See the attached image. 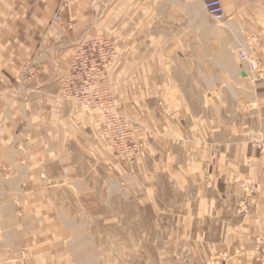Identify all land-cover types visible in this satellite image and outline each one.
Masks as SVG:
<instances>
[{"label": "rangeland", "instance_id": "obj_1", "mask_svg": "<svg viewBox=\"0 0 264 264\" xmlns=\"http://www.w3.org/2000/svg\"><path fill=\"white\" fill-rule=\"evenodd\" d=\"M59 1L45 29L20 34L19 65L1 70L2 112L19 107L20 114L15 115L18 162L13 167L2 162L0 170L6 172L3 179L21 169L26 178L20 176L16 189L7 184L9 195H2L0 205L3 210L15 205V221L29 215L24 191L35 181L28 184L30 169L31 175L41 172L36 180L48 191L34 197L35 208L41 202L35 224L10 228L21 232L12 248L25 247L24 261L18 259L20 249L14 256L2 247L1 257L8 256L4 264H27L31 243L22 239L28 235L33 241L46 239L48 264H264V253L255 252L256 241L264 240L258 237L264 235V221L257 230L250 221L257 195L240 188V181L256 182L240 175L238 160L241 151L255 150L249 141L260 131L264 112L258 117L250 111L264 106V74L252 76L243 69L249 80L241 85L252 95H239V108L227 89L241 85L210 80L211 73L227 78L224 66L211 65L210 59L220 51L222 28L233 20L226 15L217 24L202 10L201 16L198 0L172 5L168 0L169 18L158 24L180 27L172 44L170 35L156 41L155 35L141 32L146 26L141 29L137 4L130 6L135 15L126 32L122 0L107 22L94 15L101 18L117 0L106 5L81 0L58 22ZM78 8L85 16L77 28L84 29L83 35L73 33V21L64 17ZM239 31L245 35H239V47L255 39V55L262 58L264 0H239ZM236 50H230V58L237 68ZM224 89L227 113L222 117L239 125L240 145L229 140L228 146H217L205 138L210 128L204 118L220 117L219 106L206 97L212 91L220 101ZM39 117L46 131L28 127L32 120L40 128ZM45 148H50L46 167L42 156L33 159ZM248 161L245 166L252 170ZM3 232L6 237L5 227ZM2 241L9 239L0 236ZM82 254L83 263L78 260Z\"/></svg>", "mask_w": 264, "mask_h": 264}, {"label": "crops", "instance_id": "obj_2", "mask_svg": "<svg viewBox=\"0 0 264 264\" xmlns=\"http://www.w3.org/2000/svg\"><path fill=\"white\" fill-rule=\"evenodd\" d=\"M56 1L57 0H0V94H2V89L4 86V75L1 72L2 68L5 65L8 66H18L20 61H19V54H20V49H21V44H20V34L21 33H35L34 30L36 29L39 33L41 32V29H45L48 23L51 20V17L55 11V6H56ZM103 2V5L109 4L110 1L112 0H101ZM171 5L174 4V0H170ZM200 3V0H198ZM123 3V13L126 21L124 22L125 24H128V19H131L132 16H134V11L130 9V6L134 7V5H138L139 9V20H140V25L141 29L146 26V29L142 30V33L145 34H153L156 36V41H158V36L159 35H170L171 37V42L172 44L176 42V39H178L179 33H180V27L178 25H171L170 28L166 27L163 28L162 26H159L158 21L163 22L164 18L168 19L169 18V13H168V0H122ZM177 3V0H176ZM201 5V3H200ZM225 6V15H227L228 19L233 20L231 23H227L226 26L222 28V32H224V38H222L221 42V48L220 51H218V55L214 56L212 59H210L211 65H220L221 67L224 66V72L227 76V78L221 77L219 73H215L210 75V80L215 79L216 81H219L220 83H223L227 80H232L233 82H236L235 84L241 85V83L248 81L249 78H244L242 76L243 69L246 68L240 67L238 64V75H239V80L237 81V68L235 66V59L233 60L230 58L231 49H237L239 47V35L243 34L242 32L239 31V0H227L224 3ZM121 5H119L118 0L117 3L114 5V7L111 10V7L107 9L105 12L104 16L100 18V16L94 15V17L98 19H101L102 22H107V18L109 14L113 10H119ZM202 7V5H201ZM167 8V12H165V9ZM201 10L199 6L197 7V11L200 13L202 16ZM204 15H206L205 11L203 10ZM190 15V14H189ZM187 15V17L190 19V16ZM203 15V16H204ZM207 16V15H206ZM64 17L66 19H69L73 21V33H76V35L80 34L83 35L85 33L84 29L77 28L80 26V22L82 19H84L85 16H83V12L80 11V9H73V10H68L65 14ZM171 19L174 18L172 15L170 17ZM95 19V18H94ZM30 27L32 28L31 30H26V29H21V27ZM126 26V25H125ZM129 27V31L126 30V32H130V23L127 25ZM149 27V28H148ZM114 31V30H113ZM208 31V30H207ZM209 32V31H208ZM217 32H210L211 34L217 35ZM177 35V38L176 36ZM162 36V38H163ZM167 37L166 39H169ZM245 35H240V38H244ZM132 46V44H130ZM23 46V45H22ZM25 47V46H24ZM26 48V47H25ZM32 47L26 48L27 51L31 50ZM33 50V49H32ZM4 52H6V56H4ZM237 65V63H236ZM247 69V68H246ZM248 71V70H247ZM214 76V77H213ZM220 76V77H219ZM262 76V75H261ZM260 76V77H261ZM236 87V86H235ZM234 87V88H235ZM45 90V87H43ZM231 88V87H230ZM227 89V91L234 92V95L232 100L235 101V105L237 108H239V95L243 93H251V89L245 87L244 84H242L239 89L236 90H230ZM43 89H40V92H44ZM46 91V90H45ZM222 91V92H221ZM220 92L222 93L220 96L221 100L220 101H215L216 95L215 93H212V91L207 95L206 98H209L206 100L207 103L215 102L216 106H219L220 108V117L215 116L210 118V122L208 121V118H204V123L206 126L209 125V134L205 133V138H208V140L211 143H214L217 146H228L229 145V140H232V144L235 145H240L241 144V139L242 137L239 136V125L237 123H234L235 121L229 119L227 120L225 117H222V114L227 113V111L223 110L226 108L222 100L227 98V92L226 90H221ZM230 94V93H229ZM252 95V93H251ZM264 96V95H263ZM262 98V97H261ZM247 100V99H246ZM251 100H253V97H251ZM211 101V102H210ZM250 101V100H249ZM220 103V105H219ZM222 104H224L222 106ZM213 104H211L212 106ZM210 106V107H211ZM263 107V108H262ZM207 107L205 106V114L207 113ZM227 109V108H226ZM264 112V106L261 104L260 106L251 109L250 114L252 116L261 115ZM20 114L19 112V107H17L14 110H5V112H2L1 105H0V164L2 162H6L10 167H13L14 164L18 162V156H15L16 150L15 148V142L16 138L18 136L17 134V125L18 120H16L17 116ZM40 118V117H39ZM258 119V118H257ZM41 125L39 124L38 128L36 124L31 120L30 124L28 127L31 129L32 128H37L39 131H46L47 127L45 124L42 122L43 119H41ZM29 122V121H28ZM46 122V121H45ZM20 123V122H19ZM236 124V125H234ZM263 124V123H262ZM21 127V126H20ZM19 127V128H20ZM253 127V126H252ZM259 127V122L256 121L255 128L257 129ZM232 129L234 131H237V133L233 134ZM253 129V128H252ZM251 129V130H252ZM208 131V129H207ZM206 131V132H207ZM19 132V131H18ZM38 144V143H37ZM44 144V143H43ZM50 146V145H49ZM50 148H45L42 153L34 152L33 154V159H39L42 158L44 159V165L46 167V158H47V153ZM247 150V149H246ZM245 151H241L240 154L238 153V160H239V173L240 175L244 176H250L252 179L255 180L256 185L258 187V194L252 199L251 202V227L252 229H259L260 225L264 221V154H259L257 151L248 149V152L246 153ZM36 151V150H35ZM248 160H251L253 165H252V170H248L245 166V162ZM16 170V169H15ZM36 170H38L36 168ZM32 173V169L28 171L29 173ZM41 173L40 171L35 172V174L30 173V179L28 181V184L31 180V178L35 179L25 189L24 193L27 195L29 199V206L27 209V213L29 215L27 216H21V221H15L13 212L11 211V207H15V205L8 206L6 209L3 210V206L0 205V236L4 240L9 239V242L7 241L4 242L2 241L0 243V249L4 247L3 250L8 249L11 252H13L12 255L16 256L17 252L19 249L17 248H12L16 245L18 241L20 243V239L22 237L21 232L17 231V229H10L11 227H15L17 225L22 224V225H29L30 223L35 224L36 221V213H38L37 210L40 211V204L39 202L38 207L35 208V199L34 197L36 194L39 196L42 191L43 194L48 192L46 191L45 187H42L40 185V182L38 179L36 180V177L38 178L37 173ZM45 172V169L44 171ZM13 175L11 177L4 178L3 176L6 175V172H2L0 170V191L2 184L5 187V191L0 193V198L2 195L7 194L9 195V186L7 184L11 183L14 186L13 189L17 188V183L20 178H26V174H24V177L22 175V169L21 170H13ZM46 173V172H45ZM27 174V176H28ZM10 179V180H9ZM39 184V185H38ZM12 188V187H11ZM20 191V190H19ZM23 193V194H24ZM24 194V197H25ZM24 205V204H23ZM33 207H31V206ZM3 210V211H2ZM33 216L31 219L30 217ZM3 218L5 221H3ZM18 218V217H17ZM7 219H11L10 221L8 220L9 224L7 223ZM4 223H7V225ZM3 227L7 230L6 237L3 232ZM254 230V231H255ZM26 235V234H25ZM259 238L264 239V235H259ZM31 239V237H30ZM29 239V235L25 239L23 237V241L25 242L27 240V243L30 241L31 243V249L30 250V255H29V261L27 264H48L50 263L49 261L51 260V250H46V239L44 238L43 240H34ZM12 241V243H10ZM4 243V244H3ZM37 243V244H36ZM9 244H11L9 246ZM11 248V249H10ZM25 248V247H22ZM18 249V250H17ZM90 251V250H89ZM89 253V252H88ZM2 254H0V264H4L7 262V255H4L1 257ZM244 255L248 256V252L244 253ZM83 254L81 257H79V262H82ZM84 259V258H83ZM84 262H87L86 260H83ZM83 263V262H82Z\"/></svg>", "mask_w": 264, "mask_h": 264}, {"label": "built area", "instance_id": "obj_3", "mask_svg": "<svg viewBox=\"0 0 264 264\" xmlns=\"http://www.w3.org/2000/svg\"><path fill=\"white\" fill-rule=\"evenodd\" d=\"M81 0H60L58 10L56 11L54 17L55 20L60 22L62 19V13L72 7L74 4L78 3ZM88 3H91L92 5L95 3V0H85ZM227 0H201L202 5L207 13V15L217 23L223 22L226 20V16L224 13V3ZM258 44L255 42V40H246L242 46L239 47L238 50V63L240 67L246 66L251 72L252 76L253 74H258L259 76L264 74V54H261L263 57L258 59L255 55V51L258 49L256 47ZM262 132L261 135H254L250 141L249 144L251 147L255 150H257L259 153H264V119L263 124L260 129ZM251 161H248V165L250 166ZM240 188L244 193H247L248 195H257L258 190L255 183H252L251 180L247 179L244 181H240ZM262 248H260V246ZM255 252L257 253H264V240H257L256 241V248ZM21 255L23 257V261L25 258L24 251H21Z\"/></svg>", "mask_w": 264, "mask_h": 264}, {"label": "bare ground", "instance_id": "obj_4", "mask_svg": "<svg viewBox=\"0 0 264 264\" xmlns=\"http://www.w3.org/2000/svg\"><path fill=\"white\" fill-rule=\"evenodd\" d=\"M200 3H201V5H202V2H201V0H200ZM202 8H203V10L205 11V9H204V7H203V5H202ZM203 10H202V13H203ZM205 13H206V11H205ZM225 13V12H224ZM206 15H207V13H206ZM208 16V15H207ZM226 16V15H225ZM209 17V16H208ZM210 18V17H209ZM211 19V18H210ZM212 20V19H211ZM213 21V20H212ZM214 22V21H213ZM224 22V21H223ZM223 22H220V23H217V22H214V23H217V24H221V23H223ZM253 40H255V39H253ZM246 41V39L244 40V42ZM256 41V40H255ZM244 42L242 43V45L244 44ZM257 43V42H256ZM258 44V43H257ZM241 45V46H242ZM238 50H239V47H238V49L236 50V57H237V59H238ZM246 67V66H245ZM247 68V67H246ZM247 70L249 71V73L250 74H252V72L247 68ZM242 76H245V73H242ZM262 127V126H261ZM261 129V128H260ZM262 134V132L261 131H258L255 135H261ZM254 136V135H253ZM21 251L23 252L24 251V253H26V249L25 248H21L20 250H19V252H18V259L19 260H23V257H22V255H21ZM17 262V261H16ZM16 262L14 261V263L13 264H16ZM89 262V261H88Z\"/></svg>", "mask_w": 264, "mask_h": 264}]
</instances>
